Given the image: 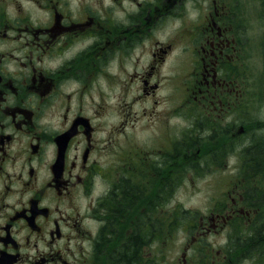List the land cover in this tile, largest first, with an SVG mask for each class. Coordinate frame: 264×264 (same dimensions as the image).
Here are the masks:
<instances>
[{
    "label": "flooded vegetation",
    "instance_id": "flooded-vegetation-1",
    "mask_svg": "<svg viewBox=\"0 0 264 264\" xmlns=\"http://www.w3.org/2000/svg\"><path fill=\"white\" fill-rule=\"evenodd\" d=\"M182 16L171 56L153 41ZM243 18L232 0H0V264H117L136 239L128 264H160L195 231L171 206L185 164L213 179L224 243L191 235L182 264H264V33Z\"/></svg>",
    "mask_w": 264,
    "mask_h": 264
},
{
    "label": "rangeland",
    "instance_id": "rangeland-1",
    "mask_svg": "<svg viewBox=\"0 0 264 264\" xmlns=\"http://www.w3.org/2000/svg\"><path fill=\"white\" fill-rule=\"evenodd\" d=\"M238 4H236L235 0H232L233 2V10L235 13L240 15L241 10L243 11L244 15V23L247 26L250 42L254 46H256L259 43V37L258 35H263V31L261 30V27L259 30L257 28L253 29V27L249 24V22L252 20V15L254 16L253 19L256 21H259L262 23V17L261 14L259 16V12L256 11V9L259 6V3L255 0H237ZM258 10V9H257ZM255 12V13H254ZM190 15H187L189 17ZM191 18L185 19L184 16L182 17H176L171 18L169 20L168 25V34L164 38L153 41V45L157 42H168V44L171 45V51L169 55H173L176 50V42L177 39L180 36H186L187 32L189 30H192L191 26ZM256 24V22H255ZM256 26H258L256 24ZM257 31V33H256ZM152 45V48H153ZM150 49L148 43L142 47V51H148ZM260 51V62L256 64L257 69L259 71V85L258 89L262 90V94H264V61H263V52ZM138 53V52H137ZM251 64H254V59L252 60ZM187 77L189 79L191 78V74H189L186 71H181L178 73L176 77H171L170 80L173 82H185L187 80ZM185 87V86H184ZM185 101L188 97V91L185 92ZM262 105H264V102H262ZM257 111V118L262 120L264 122V109L262 110H256ZM143 142H141L140 145H142ZM184 175L185 180L182 184L178 186L177 191L174 194L173 201L171 203V206L175 204L181 205L185 211H188L189 213L193 214L190 215L187 221L191 223L190 229L195 227V231L192 233H185L184 231H179L175 234H171L168 236L167 243H163L161 248H153V258L158 255V258L160 260V264H174L178 260L181 259V254L184 248L188 250V246L186 245L189 242V239H191V235H194L197 237V239L202 240L205 239V244L213 248H219L224 243V238L220 235H217L219 233H214L213 229L210 227L209 222V212L212 208V202L211 198L213 196L214 186H213V179H203V180H196L194 176H192L191 172L188 171V164L184 165ZM221 174H217V177H221ZM261 209L264 210V205L261 207ZM202 222V224H201ZM200 224L203 226V229H201ZM196 244V242L189 243V247ZM191 251L187 252L186 254V260L187 264H194V262H189ZM192 257V256H191ZM178 264H182V260ZM186 264V263H185Z\"/></svg>",
    "mask_w": 264,
    "mask_h": 264
},
{
    "label": "trees",
    "instance_id": "trees-1",
    "mask_svg": "<svg viewBox=\"0 0 264 264\" xmlns=\"http://www.w3.org/2000/svg\"><path fill=\"white\" fill-rule=\"evenodd\" d=\"M263 61H264V52H263ZM139 244L137 243L136 240H131L127 246L124 249V253L122 254V258L117 259L118 261H115L117 264H128L129 262L127 261L128 257H133L136 254V251L138 250Z\"/></svg>",
    "mask_w": 264,
    "mask_h": 264
},
{
    "label": "bare ground",
    "instance_id": "bare-ground-1",
    "mask_svg": "<svg viewBox=\"0 0 264 264\" xmlns=\"http://www.w3.org/2000/svg\"><path fill=\"white\" fill-rule=\"evenodd\" d=\"M255 13V12H254ZM258 139V138H257ZM255 143V142H254ZM261 145V144H260ZM218 170V169H217Z\"/></svg>",
    "mask_w": 264,
    "mask_h": 264
}]
</instances>
